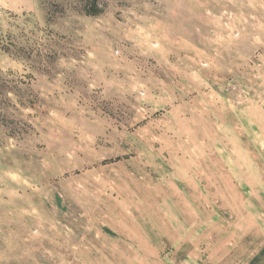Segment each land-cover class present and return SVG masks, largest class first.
<instances>
[{
	"label": "rangeland",
	"instance_id": "obj_1",
	"mask_svg": "<svg viewBox=\"0 0 264 264\" xmlns=\"http://www.w3.org/2000/svg\"><path fill=\"white\" fill-rule=\"evenodd\" d=\"M0 264H264V0H0Z\"/></svg>",
	"mask_w": 264,
	"mask_h": 264
},
{
	"label": "trees",
	"instance_id": "obj_2",
	"mask_svg": "<svg viewBox=\"0 0 264 264\" xmlns=\"http://www.w3.org/2000/svg\"><path fill=\"white\" fill-rule=\"evenodd\" d=\"M8 87V83L0 76V106L1 104L7 102L5 89ZM9 121L7 115L3 113V110L0 108V126L2 123Z\"/></svg>",
	"mask_w": 264,
	"mask_h": 264
}]
</instances>
